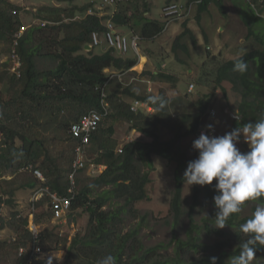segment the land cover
<instances>
[{
    "label": "trees",
    "instance_id": "1",
    "mask_svg": "<svg viewBox=\"0 0 264 264\" xmlns=\"http://www.w3.org/2000/svg\"><path fill=\"white\" fill-rule=\"evenodd\" d=\"M141 1L143 11L140 10L139 0L117 4L111 20L119 27L139 28L140 38L144 41L154 40L162 32L164 25L145 16L148 6L146 0ZM172 1L174 0H168L167 4ZM212 1L216 2L220 13L225 16L221 1L203 0L198 7V22L202 12L207 11ZM251 1L255 4L259 2ZM92 7V3L87 4L79 8V12L84 14ZM44 9L49 12L45 17L47 23L30 27L14 45L15 35L21 26L19 7L0 0V43L7 45L9 55L15 52L21 62L19 76L8 71L12 65L11 56L1 64L3 69L0 71V92L3 91L7 98L0 100V209L3 205L10 207L16 193L23 189L35 192L45 186L50 193H56L60 197L68 194L73 152L79 142L69 134L71 123L87 111L103 113L101 93L102 90L109 91L112 72L124 73L137 64V57L132 55L125 58L112 50L95 52V47L89 51L85 49L91 44L92 33L104 30L101 23L108 17L88 15L82 21L66 24L64 18L73 16L71 11L69 13L66 9L56 7ZM177 43L178 40L174 51L177 48L186 49ZM185 52L189 51L186 49ZM36 58L51 60L56 65L40 71L35 65ZM244 59L249 64L244 74L232 70L234 60L218 64L215 57H212L214 68L207 72L201 67V71H205V77L209 81L212 79L214 91L220 90L226 96L229 88L240 95L238 111L241 118L233 121L234 128L254 123L264 113V50L248 53ZM151 66L149 62L146 64V77L150 76L154 82L171 84V88L176 86L178 79L166 73H155L151 71ZM105 69H109V72L105 73ZM169 90L157 92V95L164 96L169 103L163 111H155L150 117L143 113L134 114L130 110V104L122 103V98L116 92H108L110 106L107 114L103 115L87 146L88 161L105 167V170L88 184L79 177L75 179L71 212L77 211V217L87 215L86 228L79 230L68 246L67 235L59 237L53 232H40L39 245L43 248V253L45 248L55 251L66 248L63 264H97L107 254L115 255L118 264H210L213 256L218 258L217 264H228L227 260L231 255L239 254V246L246 239L239 231V226L251 216H242L241 213L230 216L226 225L227 231L215 229L209 224L214 221L211 219L216 210L204 220L203 229L195 222L196 209L200 207V211L211 204L214 206L213 196L217 194L214 191V182L201 188L194 185L192 203L186 212L183 208V174L188 162L194 158L187 155L180 142L184 138L197 136L214 95L209 93L189 99L190 95L187 93L184 96L171 97ZM123 93L132 101L139 100L153 107L148 102V97L135 95L130 89H125ZM121 122L130 123L136 133L150 141H131L123 145L119 152L112 136L116 124ZM159 126L172 132L173 138L168 141L161 140L157 132ZM16 141L20 145H16ZM153 156L176 164V189L171 199L170 213L174 225L184 215L190 224L187 239L176 241V258L171 262L157 260V250L165 246L158 245L142 252L143 246L137 237L138 230L122 233L120 227L127 215L135 217V204L150 200L147 190L151 182L150 175L154 171ZM30 166L41 171L45 177L44 182L32 175ZM7 174L13 177L6 179ZM17 177L23 182L17 184L20 180ZM96 190L99 192L91 199L90 196ZM49 200L44 195L33 203L34 207L48 205L49 211L44 213L47 220L52 219ZM258 202H248L243 208ZM112 204L116 206L104 209ZM27 219L21 216L16 219L13 215L11 222L6 223L15 231L16 237L13 241H0V264H28L33 238ZM42 219L34 214L36 225ZM4 226L0 215V229ZM202 230L206 236L214 235L219 239L209 244L200 243L199 232ZM58 242L62 244L60 247ZM225 247L230 251L226 252ZM20 248L24 249L21 256L18 253ZM256 257L264 258V247L257 250ZM48 261L49 259L41 258L32 264H47Z\"/></svg>",
    "mask_w": 264,
    "mask_h": 264
},
{
    "label": "rangeland",
    "instance_id": "2",
    "mask_svg": "<svg viewBox=\"0 0 264 264\" xmlns=\"http://www.w3.org/2000/svg\"><path fill=\"white\" fill-rule=\"evenodd\" d=\"M5 1L19 7L18 17L21 26H26V28L41 25L43 21H47V18L45 17L48 16L47 14H49V12L44 8L56 7L57 9H66L69 13L71 11L73 16H67V18H64V23L66 24L73 21H82L84 19V14L79 12V8L90 3L93 4L92 9L94 11L99 9H102L103 13L113 11V8H107V5L103 0H75L74 2H69L68 0ZM167 1L168 0H146L148 6V19L166 24V20L162 17V10L167 4ZM186 1L187 0H176L175 2L180 3ZM139 4L141 8L140 10L143 11L144 8L141 0H139ZM223 4L227 13L226 19L219 15L217 7L213 5L210 7L209 12L202 16V21L198 24L197 20L193 19V14L196 12V8H194L192 13L193 16H190L187 23H184L183 21H173L167 26L165 25V28L154 40H141L138 43V45H140V55L144 56L146 52L149 54L148 57H144L146 60L148 59L149 64L152 65L151 71L165 72L166 74H172L175 79L178 78V84H176L174 88H171V84L154 82L151 80L150 76L146 77L144 73L146 72V64H143L146 63V60L142 57L143 60L141 65V59H138L139 61L137 65L129 71L124 73L113 71L110 77L109 91L106 93L116 92L117 95L122 98V103L130 104L132 99L123 93L125 89H130L132 93L142 97L157 95V92L163 89H170L168 93H171L169 95L171 97L176 95L184 96L186 94L185 91L188 89V85L194 83V93L190 95L189 99H196V96H199V92L202 94L215 92L211 108H214L217 112L214 120L218 118L221 120V122L218 120L221 125L216 130L217 136H222L231 131L234 128L233 121L235 118L227 116L224 113V110L227 109L228 113L239 115L238 105L241 98L231 90H228L227 95L224 97L221 92L214 91L212 79L210 78L209 81L204 73L205 71L208 72L214 68L211 56L215 55L218 64H220V62L234 59L241 49H246L247 53L262 49L260 43L254 37L249 36L248 28L242 20L248 23L249 27L253 29L254 34L259 36V39L264 40V11H261L257 4L254 7L246 0H223ZM117 30L126 35L128 39L132 37L130 34L132 29L129 30L126 27H117ZM138 30L139 28H137L136 33H138ZM61 37H63V34H61ZM102 38L104 39V37ZM177 40L179 41L177 44L184 46L187 49V52L189 51L188 53L185 52L186 49L182 48H177L174 51V46ZM106 47L107 45H105V41L103 40V44L99 47H95V52H100L101 49ZM102 51H105V49ZM207 52L209 53L210 58H208L209 56ZM0 53L1 71L3 69L1 64L7 60L8 56H10L7 45L4 46V44L0 43ZM129 55L131 56V53H129ZM35 65L38 70L46 71L54 68L56 63L48 59L36 58ZM201 67L205 70L204 72L203 70L201 71ZM6 98L5 93L3 91L0 92V100ZM229 107L231 108V111L228 109ZM148 115L152 116L153 113L150 111ZM208 124H212L211 120H208L207 125ZM114 129L115 133L112 136V139L116 141L117 148L119 149L126 143L136 141L139 137L142 139L143 137H141L139 133H136L131 128V124L127 122L117 123ZM157 132L161 140L168 141L173 138V133L164 127L159 126ZM195 139H197L196 136H190L182 139L180 142L182 149L187 152L188 156L193 157L194 159L198 156V152L192 147ZM147 141H150V139H147ZM16 145H20V143L16 141ZM237 147H239L242 152L248 151V147L242 139ZM152 159L154 163V171L150 175L151 182L147 190L150 200L135 204L133 206V209L136 211L135 217H132L131 214L127 215L120 227L122 233L134 229L138 230L137 237L140 239L143 246L142 252L145 249L155 248L158 245L165 246V248H159V250H157V260L171 262L173 261V258H176V241L187 239L186 236L190 224L189 219L184 215L177 225H174L170 213V203L176 189V164L168 163L166 160L158 156H153ZM91 164L92 163L89 161L87 169L82 171L79 175V179L84 180L87 184L105 170V168L99 167L92 168ZM28 175L29 174L26 176L29 177ZM10 176L11 174H7L6 179L13 177ZM17 178L19 179L20 177ZM21 178H23V176ZM21 178L17 184L23 182ZM213 182L216 183L215 180ZM193 189L194 186L188 188L187 184H182L181 193L185 212L192 203L191 197ZM98 192V190L94 191L90 196L91 199H94ZM33 201L34 192L23 189L16 193L13 199V204L10 207L7 205L1 207L0 215L5 226L3 229H0V241L9 242L13 241L16 237L15 231L7 225L11 222L13 215H15L16 219L18 216H21L22 218L27 217L28 224L32 223V215L34 213L37 216L42 217L43 221L36 226V229L39 232L44 233H46V231L53 232V234H57L59 237L67 235L66 246L70 244L71 239L79 230H85L88 222L87 215L84 214L81 217H77V211H74L71 212L70 215L68 214L66 217H63L61 220L51 218L47 220L44 213L49 211H47L48 205L34 207ZM115 206V204L110 206L107 205L104 209H112ZM255 206L256 203H250L243 208L241 215L246 217L251 216ZM199 209L200 207L198 210ZM198 210H195L194 219L196 224L203 229L204 220L207 219L204 214L206 213L207 216H210V213L216 209L211 204L203 210ZM209 224L213 225L215 228L214 221ZM218 230L227 231L228 229L225 226L223 229ZM204 232L205 231L203 230L199 232L200 243L209 244L219 239L214 235L206 236ZM60 245H62L61 242H58V247H60ZM45 250L46 251L41 258L51 259L53 264L64 263L67 253L66 248H60L56 251L48 250L47 248H45ZM224 250L226 252L230 251L228 247H225ZM140 254L141 252L139 255ZM194 255L195 254H193V256ZM255 259L257 260L254 264H264V259L259 257H255Z\"/></svg>",
    "mask_w": 264,
    "mask_h": 264
},
{
    "label": "clouds",
    "instance_id": "3",
    "mask_svg": "<svg viewBox=\"0 0 264 264\" xmlns=\"http://www.w3.org/2000/svg\"><path fill=\"white\" fill-rule=\"evenodd\" d=\"M175 1L176 0H174V2L166 4L165 6L170 5V4H181L186 9V11L183 14L184 16L181 19H178L175 21H183L184 23H187V21L189 20L190 16L193 13L194 8H196V12L193 14L194 15L193 19L196 20V16L198 13V7L200 6L203 0H187L186 2H180V3L175 2ZM216 1H221L223 3V0H216ZM246 1L249 2L251 5H253L254 7L257 4L259 6V9L261 11H264V5L260 2V0L256 4L251 0H246ZM215 3L216 2L212 1L208 6L207 11L202 12L200 16V22L197 21L198 24L201 23L202 16L205 13L209 12V9L211 6L214 5L217 7ZM116 6L117 5L115 6L107 5V8H113V11L109 13H106V12L103 13L102 9L94 11L92 8H89L84 13V18L85 16H88V15L97 16L98 18L108 17L106 20H103L101 23L104 30L102 32L95 31L100 36V44L99 45L93 44L92 35L93 33H95L93 32L91 35V44L86 46L90 48L85 47L87 51L91 50L93 47H99L101 44H103V40L105 41V38L103 39L102 37H104L103 33L106 30L105 23L107 21H110L114 25L116 32L128 38L126 35H124L123 33H120L117 30V27L119 26H116L114 22L111 20V16L114 14L115 12L114 9ZM89 11H91V14H89ZM218 12H219V15H221L225 19L227 18L226 11H225V16H223L220 13L219 9H218ZM147 14L148 13H146L145 15L146 17H148ZM162 17H163V13H162ZM242 21L245 23V26L248 28L249 36L254 37L260 43V46L262 47L261 50L257 49L255 51L264 50V43H263L264 40L259 39L258 38L259 36H256L254 34L253 29L249 27L248 23H246L244 20ZM46 23H47L46 21H43L41 23V26H43ZM169 23L166 20V24L163 23L164 28H165V25L167 26ZM29 28H26V26H23V25L20 26L19 31L15 35V42ZM136 30L137 28L132 29V31H130V34L132 37L135 35H138L139 37L138 43H139L142 39L140 38L139 30L137 31L138 33H136ZM18 34L20 35L19 37H17ZM105 45H107L106 41H105ZM139 48H140V45L137 46V51L130 49L125 54H120L116 52L115 50H113L112 48H109L108 46L103 49H105V51L112 50L117 55H120L125 58L130 56L129 53H131L133 57L134 56L137 57V63H138L139 61L138 59H141L142 57L145 58L144 56H147V57L149 56L148 54H144V56L140 55ZM248 53H251V52H248ZM248 53L246 49H241L236 54L234 59L223 61V62L234 60L232 70L239 74H244L247 72L248 67H249L248 61L244 59ZM207 54L208 56H210L208 52ZM12 55L13 54L10 55L11 57L9 56L11 58L12 65L8 69V71L11 74H15L16 76H19L20 68H21L20 58L18 56L19 63H20L19 68L16 71H12V68H13ZM211 57H215V60L217 61L215 55ZM223 62H220V63H223ZM147 63H148V59L146 60V63H144V65ZM163 69H164V65H163ZM105 70L109 72V69H105ZM108 72L105 71V73H108ZM155 73H162V72H155ZM169 75L172 76V74H169ZM194 89H195V84L191 83L188 85V89L185 92L189 95H192L194 93ZM228 90H231L234 92V90L232 89L228 88ZM215 91L221 92L220 90H215ZM212 93L213 95L215 94V92H212ZM102 94H105L106 101L108 103V108H109L110 105L107 100V93L102 90L101 97H102ZM208 94L209 93L202 94L199 92V97H202ZM214 97L215 95L213 96V98ZM213 98L210 102L209 110L205 117L206 119L203 120L202 127L200 128V131L198 132L196 136L197 139L193 141L192 147L195 151L198 152V156L196 159L188 162L186 170L183 174L184 183L188 185V188H190L191 186H194V185L202 186V187L207 186V185H212L213 181L214 180L216 181L214 185V191L217 194L213 196V204H214V208L216 209V212H215V216L211 219V220H214L216 229H223L227 225V221L229 217L234 214L241 213L246 203L259 201L258 203H256V206L254 208V211L251 214V217L247 219L244 223L240 224L239 226V231L246 236L245 241L239 246L240 247L239 254L231 255L228 258V264H254V262L257 260L255 259L257 250L264 247V113H262L260 119H258L254 123L250 122V123L237 126L233 128L231 131L225 133L224 135L217 136L216 130L221 125L219 124V121L221 122V120L219 118L214 120V118L217 115V112L216 110H214V108H211L212 107L211 103L213 101ZM135 101L143 103L146 107L139 108L137 113H134V112L133 113L134 114L143 113L147 117H150L148 115L150 112L148 111V109H150L151 113L154 114L155 111L157 112L163 111L169 103L168 100L164 96L153 95V96L148 97V102L154 108L145 102L134 100L130 103V110H131V105ZM228 109L231 111L230 107ZM224 113L227 116L235 118V120H240L241 118L240 114L239 115H235L234 113L230 114L228 113L227 109L224 110ZM208 120H211L212 124L207 125ZM241 139L248 147V151L246 152H242L239 149V147H237V145L241 142ZM120 150L121 148L118 149L119 152H121ZM85 152H86V159H87V165H88L89 161L87 157V147H86ZM73 153H74V159H75V152ZM91 165H93L94 168L96 167L105 168L103 166H96L94 164H91ZM86 169L87 168L80 170L78 172L77 178L79 177L80 173L82 171H85ZM71 170H72V165H71ZM68 181H69V177H68ZM204 216L208 219V216L206 213L204 214ZM217 259L218 258L215 256L211 257L210 264H217ZM47 264H51V259L47 262ZM97 264H118V262H117V258L115 255L107 254L106 256L98 260Z\"/></svg>",
    "mask_w": 264,
    "mask_h": 264
},
{
    "label": "built area",
    "instance_id": "4",
    "mask_svg": "<svg viewBox=\"0 0 264 264\" xmlns=\"http://www.w3.org/2000/svg\"><path fill=\"white\" fill-rule=\"evenodd\" d=\"M126 1L128 0H103V2L109 6H115L118 3L126 2ZM260 2L264 5V0H260ZM185 11H186L185 7L182 6L181 4H170L163 8L162 13H163V17L169 23L181 19L184 16L183 14ZM89 14H91V11H89ZM105 27L106 30L104 31L103 34L106 44L109 48H112L113 50H115L120 54H125L130 49L137 51V46L139 41L138 35H135L131 39H128L125 36L120 35L118 32H116L114 25L110 21H107L105 23ZM19 36L20 35L18 34L17 37ZM92 39L94 45L100 44V36L97 32L93 33ZM12 58H13L12 71H16L19 68L20 63H19V58L15 54V52H13ZM100 103L103 113L94 110L88 111L85 114H83L77 121L72 122L69 127V134H71L73 138L78 139L79 142L74 151L75 159L72 164V172L69 175V187L67 189L68 194L66 196L60 197L56 193H50L48 188L45 186L39 188L37 191L34 192L33 202H37L44 195L49 197L50 199L49 207H50V212L52 214V219L61 220L63 217H66L71 211V206L75 194L74 192L75 179L77 178L78 172L82 169L87 168L88 166L86 159V152H85L86 147L89 145L93 134L97 131L103 115H106L108 111V103L106 101L105 94H102ZM145 107L146 106L143 103L135 101L131 105V111L137 113L139 108H145ZM148 111L151 110L148 109ZM91 167L94 168L93 165H91ZM30 171L36 179H38L41 182L45 181V177L43 176L40 170L32 169V167H30ZM34 214L32 215L33 216L32 223L28 224L29 225L28 229L32 233V238H33V244L29 252L28 264H32L34 261L41 259V256L44 254L43 248L39 245L40 232L36 229L37 225L34 223ZM18 253L19 256L23 255L24 249L20 248Z\"/></svg>",
    "mask_w": 264,
    "mask_h": 264
},
{
    "label": "water",
    "instance_id": "5",
    "mask_svg": "<svg viewBox=\"0 0 264 264\" xmlns=\"http://www.w3.org/2000/svg\"><path fill=\"white\" fill-rule=\"evenodd\" d=\"M86 48H90V47H86ZM105 71H107V70H105ZM139 135L142 137L141 134H139ZM138 141H147V138L143 136L142 139H140V137H139Z\"/></svg>",
    "mask_w": 264,
    "mask_h": 264
},
{
    "label": "bare ground",
    "instance_id": "6",
    "mask_svg": "<svg viewBox=\"0 0 264 264\" xmlns=\"http://www.w3.org/2000/svg\"><path fill=\"white\" fill-rule=\"evenodd\" d=\"M142 60H143V58H141V60H140V65H141ZM143 64H144V63H143Z\"/></svg>",
    "mask_w": 264,
    "mask_h": 264
}]
</instances>
